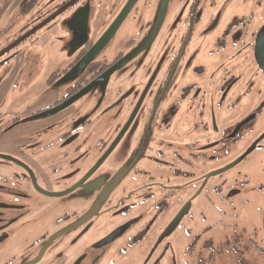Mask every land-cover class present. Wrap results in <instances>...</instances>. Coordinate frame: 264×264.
Listing matches in <instances>:
<instances>
[{"label": "flooded vegetation", "instance_id": "af4514ba", "mask_svg": "<svg viewBox=\"0 0 264 264\" xmlns=\"http://www.w3.org/2000/svg\"><path fill=\"white\" fill-rule=\"evenodd\" d=\"M163 1L153 10L155 0H20L9 14L0 31V264L216 255L211 240L193 246L190 226L202 205L232 206L250 180L240 165L264 152V59L255 53L264 13L252 26L220 25L217 0ZM127 6L111 39L73 71ZM251 188L264 193L261 182ZM262 234L250 254L264 257V218Z\"/></svg>", "mask_w": 264, "mask_h": 264}, {"label": "rangeland", "instance_id": "374dc122", "mask_svg": "<svg viewBox=\"0 0 264 264\" xmlns=\"http://www.w3.org/2000/svg\"><path fill=\"white\" fill-rule=\"evenodd\" d=\"M19 2L20 0H9L8 4L0 2V31L9 23V14L17 11ZM159 4L160 0H155L152 9L156 10ZM217 4H215L214 10L222 11L220 25L229 20L232 22L237 18L240 24L252 26L254 19L264 13V0H217ZM169 8H179L176 0H170ZM222 29L225 31L224 27ZM227 45L228 39H225L224 45L221 44V46L227 47ZM23 50L25 51V49ZM210 50L213 49L206 48V51ZM35 51L39 52L34 49ZM38 55H42V53H38ZM52 55L53 53L50 54V56ZM23 57H25L24 52ZM229 160L230 155H226L224 162ZM240 170L241 174L247 175L250 180L248 183L241 184L242 194L233 200L232 206L224 203L217 207L218 211L206 205L197 209L198 214L202 213L206 221L199 219L198 214L194 217L190 226L191 243L200 251L204 241L211 240L210 250L214 247L213 252H216V255L212 257L211 262H208V255L203 253L204 256L194 258V264H264V257L252 255L247 251L251 248V242L263 240L264 193L259 194L251 187L260 182L264 184V152L255 151L249 162L245 161L240 165ZM224 177L227 180L228 174ZM229 181L233 182L232 177L229 178ZM184 244L185 241L182 240L178 245V250H182ZM232 250L240 251L239 254L243 255H236V252ZM178 264H188L187 257L178 254Z\"/></svg>", "mask_w": 264, "mask_h": 264}, {"label": "water", "instance_id": "95a60500", "mask_svg": "<svg viewBox=\"0 0 264 264\" xmlns=\"http://www.w3.org/2000/svg\"><path fill=\"white\" fill-rule=\"evenodd\" d=\"M165 2L166 0L163 1V4L162 6L165 7ZM128 10V6L123 10V12L117 17V19L115 20V22L110 26V28L103 34V36L99 39V41L94 45V47L88 52V54L86 55V57L79 63L76 65V67L74 68L73 71H75L76 69H79L81 67H83L85 65L86 62H88L100 49L101 47L106 44L108 42L109 39H111V37L113 36V34L115 33L116 29L118 28L123 15L126 14ZM163 10V8H162ZM159 24L157 23L156 27L158 26ZM259 37V36H258ZM256 59H260V57L262 56V59H264V38L263 40L261 41V43H258L256 44ZM261 54V56H260ZM128 58H125V59H122L121 61H119L116 65H114L109 71L106 72V74H110L111 72H113L114 70L122 67V65H124L126 63ZM260 66L261 63L259 62ZM105 74V75H106ZM94 84H91L89 85L84 91H82L80 94H78V97L82 96L83 94H85L87 92V90H89ZM76 98L70 100L73 101L75 100ZM70 102H68L67 104H64L62 107H60V109H63L66 105H68ZM240 160H237L236 162H238ZM233 165V164H232ZM232 165L228 166V167H231ZM227 167L223 170H220L219 172H223L224 170H226ZM218 172H216L215 174H217Z\"/></svg>", "mask_w": 264, "mask_h": 264}]
</instances>
